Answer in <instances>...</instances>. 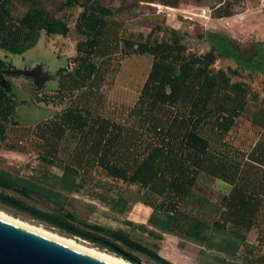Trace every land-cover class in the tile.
Segmentation results:
<instances>
[{"label":"rangeland","instance_id":"1","mask_svg":"<svg viewBox=\"0 0 264 264\" xmlns=\"http://www.w3.org/2000/svg\"><path fill=\"white\" fill-rule=\"evenodd\" d=\"M76 2L68 6L66 0H8L6 4L12 19L18 20L29 11L37 10L45 19L64 20L68 32L65 35L47 34L41 29L36 44L22 54L0 50V57L9 68L3 77L13 85L11 96L14 101V111L10 119L3 122L5 133L0 136V173L45 184L60 168L68 165V161L107 156L131 171L135 157L129 148L109 151L102 147L100 156L97 146L87 144L88 130L84 136L79 135L74 130L79 129L75 122L66 121L65 128L70 131L65 139L59 138L56 148L51 151L54 140H51V131L43 126L36 134V122L45 121L51 113V104L60 116L72 110L88 128L99 123L93 114L128 113L127 118L114 124L113 128L118 133L122 128L134 133L143 129L148 146L154 145L158 141L157 133L166 129L176 114L185 112L189 101L173 102L170 99L160 102L149 117L133 112L141 92L139 87L152 62V55L140 52L137 45L146 40L166 44L175 40L178 45H174L172 51L199 55L206 52L203 41L212 37L227 40L231 45V56L239 61L230 56H218L209 72L215 74L218 69H224L231 83L239 87L216 89L207 99L204 108L207 115L200 125V133L213 145H226L223 153L215 150L207 159L218 164L223 159L224 174L232 179H264V61L263 71L256 67L258 59L264 60V10L255 0H178L176 6L167 5L170 8L164 12H157L153 4L163 3L162 0ZM90 4L109 9L105 16L94 14V19L102 22L96 29L88 22ZM201 7L210 9L207 17L198 14ZM151 29V34L146 33ZM9 31L5 27L8 38ZM52 79L62 81L65 87L53 88ZM187 86L190 91L192 82L189 81ZM165 91L169 93L170 89L166 87ZM226 113H232L234 117L230 132L222 136L216 126ZM239 130L243 132L238 137ZM133 138L134 143L140 139ZM0 191L20 197L41 210L52 211L51 202L44 196L27 199L13 189L0 187ZM209 198L212 203H219L216 196ZM63 206L67 211H75L79 217L83 215L69 196ZM0 209L22 220L43 224L51 231L84 240L1 202ZM252 225L249 231L252 239L257 237V232L262 234V246H257L255 253L264 259V200ZM85 241L118 255L106 247ZM119 245L138 257V264H157L146 255Z\"/></svg>","mask_w":264,"mask_h":264},{"label":"trees","instance_id":"2","mask_svg":"<svg viewBox=\"0 0 264 264\" xmlns=\"http://www.w3.org/2000/svg\"><path fill=\"white\" fill-rule=\"evenodd\" d=\"M162 1L166 5L172 6H176L178 3V0ZM7 2L8 0H0V50L22 54L36 44L41 29L47 34L65 35L68 32V25L64 20L55 17L45 19L37 10L29 11L18 20L12 19L6 7ZM66 2L68 6L77 3L76 0H66ZM88 8V16H91L88 18V22L91 28L96 29L102 22L94 19V14L99 13L101 16H105L109 13V9L92 4ZM5 27L11 30L8 32L9 38L5 35ZM151 32L152 29L148 34ZM207 39L210 42V49L199 55H185L179 50L172 51L171 48L178 45V41L175 40L170 44L152 43L146 40V42L137 45L140 52L152 55V63L133 112L149 117L157 104L170 99L173 102L188 100L189 106L185 112L176 114L166 129L157 133L158 141L149 147L145 156L129 175L126 169L109 167L112 173L127 178L129 182L149 186L151 191L163 194L169 208L195 199L191 194L195 186V178L202 170L203 162L208 156V139L200 133V125L207 115L204 111L207 99L216 89L239 87V85L230 82L229 76L222 69H218L212 76L209 75L208 69L218 56H230L235 61H239V59L231 56L229 49L231 45L227 40L220 39V41L212 37H207ZM263 61L261 58L257 61L256 67L259 70L263 69ZM6 67V61L0 57V70ZM1 80L0 75V136L3 137L5 133L3 122H7L12 116L14 101L11 96V82L5 80V84H3ZM189 81L192 82L190 91L187 86ZM166 87L170 89L169 93L165 91ZM62 117L61 123L75 122L78 128H83L85 125L84 121L72 110L64 113ZM233 117L232 113H226L220 117L216 128H219L221 133L227 132L233 122ZM67 170L70 169L67 168ZM0 187L13 189L27 199H36L41 196L46 198L44 186L4 172L0 173ZM0 202L25 212L31 217L57 226L70 234L106 247L129 261L140 263L138 257L119 243L130 250L148 255L159 264H172L120 231L93 223H84L83 225L75 223V216L71 212L67 211L61 214L47 212L27 203L20 197L3 191H0ZM257 203L258 201L252 202L246 198L244 193L235 189L228 198H219L217 205H223L227 209V214L223 216L224 223L230 222L232 225L247 229L255 217L253 213ZM231 233H236V231L231 230Z\"/></svg>","mask_w":264,"mask_h":264},{"label":"crops","instance_id":"3","mask_svg":"<svg viewBox=\"0 0 264 264\" xmlns=\"http://www.w3.org/2000/svg\"><path fill=\"white\" fill-rule=\"evenodd\" d=\"M137 29L141 30L139 27ZM147 32L149 33L150 30ZM203 45L206 51L210 49L208 39L203 41ZM213 65L214 63L210 67ZM150 66L151 64L139 89H142ZM209 75L212 73L209 72ZM51 81L53 88L65 87L62 81L54 79ZM51 92L53 94L54 90ZM53 98L54 95H52ZM51 108V113L44 119L45 121L36 122L35 130L37 134L39 132L37 130L45 126L51 131V140L54 139L53 142L51 141V151H53L59 138L65 139L70 129L65 128V122L61 123L63 115L60 116L55 112L53 104ZM92 116L99 120V123H95L92 128H88L85 124L83 128L74 129L76 133L84 136L88 130L90 137L87 136L89 139L87 144L97 146L100 156L102 147L109 151L110 149L119 150L118 148L121 147L129 148L131 155L135 157L133 170L150 147L144 130L134 133L128 128H122L118 133V130L113 128L114 124L125 120L128 113L93 114ZM229 132L230 130L221 135ZM242 132L239 130L237 136H241ZM110 136L114 138L111 139ZM133 137L140 139L134 143ZM222 140L226 141V139ZM208 142V154L215 153V150H222L223 153L226 145L221 144V147H218L211 144L209 140ZM253 146L254 144L251 148ZM220 161L221 164L213 163L208 159L204 160L202 170L196 176L195 186L191 192L195 199L179 203L174 208L167 207L165 196L151 191L149 186L129 182L127 178L112 173L109 167L124 169L126 166L119 165L117 160L108 156L104 159L68 161V165L60 168L53 174L55 177L51 180L47 179L45 184L32 179L31 181L46 189V199L51 202L52 209L47 212L60 214L67 212L63 201L66 196H69V199L83 213L79 217L75 211H68L74 214L75 223L79 225L93 223L120 231L172 264H264L261 255L255 253L256 247L262 246V234L257 232V237L252 239L249 231L253 225L246 229L232 225L230 222L224 223L226 207L217 205L219 203H212L213 201L209 198L211 196H216L218 200L222 197L228 198L235 189H238L247 199L252 202L258 201L253 213L257 216L261 212V204L264 200V179L261 177L232 179L224 174L226 169L224 160ZM226 166L228 168L229 164L226 163ZM132 170H126L127 174L129 175ZM231 230L236 233H231Z\"/></svg>","mask_w":264,"mask_h":264},{"label":"water","instance_id":"4","mask_svg":"<svg viewBox=\"0 0 264 264\" xmlns=\"http://www.w3.org/2000/svg\"><path fill=\"white\" fill-rule=\"evenodd\" d=\"M0 264L114 263L0 217Z\"/></svg>","mask_w":264,"mask_h":264},{"label":"bare ground","instance_id":"5","mask_svg":"<svg viewBox=\"0 0 264 264\" xmlns=\"http://www.w3.org/2000/svg\"><path fill=\"white\" fill-rule=\"evenodd\" d=\"M0 217L3 219H6L8 221H11L13 223H16L18 225H21L23 227H26L28 229H31L33 231H36L38 233H41L43 235H46V236L53 238L55 240H58L60 242H63L65 244H68L70 246H73L75 248H78L80 250H83L85 252H88L90 254H93V255L100 257L102 259H105L107 261H110L114 264H138V263L129 261V260H127L121 256H118V255H115L112 253H108L105 250H102L96 246L89 244L85 240L75 238V237L66 236V235L60 234L59 232H56V231H51V230L47 229L43 224H36L35 222L32 223V222L14 217L2 209H0Z\"/></svg>","mask_w":264,"mask_h":264},{"label":"built area","instance_id":"6","mask_svg":"<svg viewBox=\"0 0 264 264\" xmlns=\"http://www.w3.org/2000/svg\"><path fill=\"white\" fill-rule=\"evenodd\" d=\"M255 1H256L257 5L262 10H264V0H255ZM153 4H154L157 12H160V11H163L164 12L165 10H167L168 8H170L169 6H167V5H165V4L161 3V2H155ZM209 12H210V9H208L207 7H201L200 8V12L198 14L207 17V15H208ZM19 142H21V141H19Z\"/></svg>","mask_w":264,"mask_h":264}]
</instances>
